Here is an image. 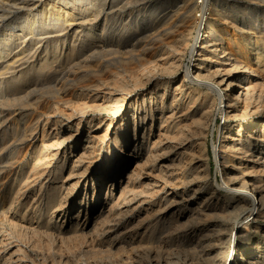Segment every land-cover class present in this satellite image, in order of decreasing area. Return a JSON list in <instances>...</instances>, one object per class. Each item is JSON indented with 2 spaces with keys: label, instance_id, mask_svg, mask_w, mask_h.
<instances>
[{
  "label": "bare ground",
  "instance_id": "6f19581e",
  "mask_svg": "<svg viewBox=\"0 0 264 264\" xmlns=\"http://www.w3.org/2000/svg\"><path fill=\"white\" fill-rule=\"evenodd\" d=\"M85 1L86 0H39V3H41V8L37 10L36 0H0V97L6 96L5 91L8 87L5 88V86L7 83H9V81H6L7 74L12 73V76L14 75L16 81L22 82V84L20 83V85L16 87L17 92H15L17 95L19 94L18 97L25 100L34 98L35 106H32H40V108L42 109L43 106L41 104L44 102L40 104V101L42 99V96L38 95V91L40 89L42 90L43 88H46V91H55L57 94L65 93L67 89L66 85L68 79H71L69 78L70 73L72 74V72H74L75 70H79V68L83 66L87 65L88 67L89 62L93 61L97 57L100 59L103 56L102 64L100 63V67L96 69V71L102 73L105 72V69L103 70V68L108 67V65L106 64L110 62V60L118 58L114 55L115 51L110 48L111 46L115 45V41H109L105 39V35L104 37H102L101 35L98 36L100 37V40L97 41L95 40L96 36H92L91 41L89 40L87 42L78 39L79 37L77 38L78 35L80 37L91 35V31L86 32V30H83L82 32H79L78 30H74L72 26L77 24L76 22L80 18L82 19V22H85L88 19V16H86V11H88L89 9L91 10L97 4L103 5L105 2V0H90V2ZM253 1L264 3V0ZM258 6L253 8V10H257L260 13L264 12V5H261L259 7ZM225 7L228 6L225 5ZM14 10H17L19 12L24 11V14L26 13V15L22 17V21L19 23V25L17 24L18 26L16 28L18 29H12L8 27L6 29L3 26L4 24H2L3 20L8 15L12 14ZM28 10H30L31 12ZM76 10L78 12H76ZM95 14L96 13H94L93 15ZM78 16H80V18H78ZM224 18L227 19L229 17L225 14ZM260 22V25L252 27L250 26V28H248V34L246 35L247 37L244 38V42L246 43V45H248V47L250 46L249 49L251 55H246L245 58L242 57L244 51L239 42H234V45H231L227 42L225 43V38L222 35L223 31L221 30V28L216 29V25L212 21L205 23L202 26V30L200 32L198 31L195 45L192 44L190 63L189 65H187L185 78L192 82L198 83L201 86H206L210 91V93H204L201 103L202 107H204L203 109L209 108V106L207 105L211 104V93L220 97L221 104H219V109L220 111H222L225 118H231L233 116H236L237 114L243 113L239 105L240 102H242V104L249 103L251 102V100L264 102V18ZM240 25L242 26L241 28L247 27V23H244L243 20ZM143 27L144 26H141L140 24L136 26L137 32H155V38L162 43V55H165V58L160 57V60L157 59L155 61H151V58H146L145 53L137 52H126L125 54L127 55L120 58L128 61L135 60L139 62L140 66L139 69L137 68L138 73L135 76L136 81H143L141 78H148L149 76H151L154 80L155 85H159V78L155 75V72L160 70L162 72L164 70L172 76L176 75L182 63V57L184 56L187 48L188 36L191 34V29L193 26L191 24L183 25V27H181L179 30H176L175 23L169 22L168 19H165L164 17L159 21L155 20L154 22L150 23V26L147 30L143 29ZM238 29L239 28H237V30ZM71 35H73L72 39L77 38V40H75L76 43L73 47H76V50L74 49L75 51L73 50L68 52H61L60 47L63 43L65 44L67 42L68 38H70ZM236 35V33H233L231 35L235 39L233 41H236ZM19 40L20 42L17 47H14L15 44L14 46H10L12 42L16 43V41ZM40 43H43L44 45L42 48L37 46ZM138 44H132L130 43V40L124 41L123 43L124 46H135ZM150 44H153V42ZM136 48L137 47H135V49ZM105 56H107V58H105ZM208 62H213L215 68L212 69V66L209 65ZM256 72H260L259 76H257L256 82L258 86H255V84H253V80H251L253 77L251 75ZM12 80L10 82H12ZM105 81L107 82V80H104L100 77L97 83L95 82V84H91L94 83L93 81L91 83H87H90L88 85V87H90L89 89L95 87L98 89H103L102 86L107 85ZM5 82L6 84L4 86L3 83ZM167 87L168 85L165 86V88ZM182 87V83H179L178 85H176V87H174V93L172 92L173 99L170 101V107H167V109L164 110L167 105L165 102L161 104V111L159 114V128L161 130L169 128L173 129L175 127L174 117L178 113L177 107L179 103L177 101L179 100L181 95V91L177 90L181 89ZM8 90L10 89L8 88ZM176 92H178L179 94H176ZM128 94H126V96H121V101L118 99V102H123V104L127 103L128 99H130L127 96ZM165 94L166 92H163L161 94V100L165 98ZM96 98H99V96H96ZM102 99V104L96 105L94 103L90 104L88 102L87 104H85V102L84 107H87L89 109H104L108 111L110 110L109 108L115 104H113L112 93H109V95H104ZM32 102H30V104ZM58 103L56 105H58ZM132 108L134 118L133 122L136 123L134 129V138H132V146L129 150H127V147L131 143V136H129V133L127 131H123V129L128 126V124H126L125 122V124L119 127V130L117 132L118 135L121 134L122 131L124 133L122 134L124 135V137L121 139V150L119 151V153L111 152V154L107 155L106 158L108 160V179L106 180H108L107 182L109 183L111 181L110 179L115 175L117 178L115 179L114 185L118 186L123 185V175L126 170V168L124 167L125 165L128 166V164H126L125 162L129 161V158L132 155V149L134 148V151L140 150L141 152H144L145 150L149 149L151 143L150 135L153 130L154 124L152 123L149 126L145 125V123L147 121V117L149 116H152L153 119L151 120H154L152 107H142V103H140L139 101H135L134 104H132ZM53 111L54 110L47 111L46 109L40 110L38 116L36 114V117L34 116L33 118H36L35 124L37 126L43 122L44 127L42 129L43 139L41 141V150L40 152H37L31 156V160H35V162L29 171H25V169L29 166L30 162H28L26 166L22 165L20 163L21 158L19 157L18 153L20 151V145H23L29 139V137L34 136L32 132H34L36 128L32 130V135H30L29 128L27 126L25 128H22V126H18L17 124L19 122L16 124L17 126H12V129L3 127L4 124H0V173L4 168H6V166H9L8 168H10L13 165V167L16 168L18 164L20 165V169H15L17 171L13 172V174L10 172L11 176L8 178L9 181L7 180L10 184L6 183L7 186L9 185L10 187L7 196L9 207L3 211L2 216H4L7 221L8 217L14 215L16 220L12 221V218L9 219L12 222L9 221L10 224L8 226H10V230H8L7 233L5 231L6 228L4 229V226L3 228L1 227L2 225L0 226V264H38L36 263V259L32 254L38 253V249L42 247V244L39 243V240L41 241V239H46L42 241H46V244H52L53 246H51L54 249L57 246L55 242L62 243L63 241H65L66 243V239L70 238L69 235L67 236V234H71V236L73 235L74 239L88 236L86 235V231L91 226L92 218L88 221L81 218V213L83 212L82 208L84 206L83 201L79 203L77 214L71 220L72 225L70 227L68 226V228H64V226L65 222L67 221L66 215L70 212L71 208L76 206L75 203L71 200V195L74 188L72 186H69V180L75 173H77L76 170L78 169V167L84 165V163L86 162L85 160H87V158H89L95 152L94 150L97 141L94 140L91 135H88L86 142L87 145H84V147L82 148V152L77 156V159L70 160L71 162L69 164L67 173H63L60 175L58 174L60 172H57L55 174L54 170L50 169L49 176H54L46 182H41V178L44 177L47 169L49 168L48 165H50L51 162L49 161L50 158L52 156L56 157L59 154L61 145L65 143V140H61L59 137L61 132V124L58 121H54L56 127L54 128V131H49L47 129V125L52 122L50 119L52 117V113H55V111ZM85 111L86 108L82 110V112ZM200 111L201 109H198V113H200ZM112 112H116V110H113ZM209 113L210 110H205L203 111L202 115L210 116ZM137 120L140 121L139 124H142L143 132L146 133L142 136L138 135ZM1 121V123L5 122V120ZM32 122L33 120L31 121V123ZM26 123H29V120ZM32 125L35 126L34 124ZM243 129L244 128L239 129L235 137L228 138V136H226L228 127H222L220 131L219 141L213 147L216 155V161L218 167L222 172L223 179V184L219 187L216 186L217 188H215L216 190L221 188L227 189L230 192V197L235 200H233V202L229 205V202L222 203L223 200H221L219 196L217 198V194L213 186H208V191H210L212 196L215 195L216 197L214 198L215 200H217V206L215 207H212V205L210 204V199H207V197L205 199V195H201L200 193L194 194V196L190 197L187 200L183 199L184 202L190 201L186 205L189 207L187 210H190L192 214L195 212L199 213L202 210L212 209L215 211L216 216L221 217L222 212H224L223 210H225L226 206L230 207V209L232 208L233 211L231 210V213H235V215L234 213H232L235 218L231 217V219L233 218L236 220L234 221L235 223H233L231 234H229V232L224 233L223 235H217V244L213 246L211 245L207 249L205 248L201 251L202 255L205 257L207 256L208 259V262L205 260L206 263L204 264H264V250H262L260 242L256 243V248L254 247V245H252L251 247H244L242 244V238L248 235V233H246V222L251 218L257 217L258 214L264 213V122L256 127V129L246 127L247 131L245 130L244 132H242ZM254 137H258V140L261 141L262 145L261 143H257L254 147L256 148V150L247 154L248 151L245 149V146H248V144H253L252 138ZM46 139L53 140V142L50 143L51 145L48 144V140ZM188 144H192L189 138H184L179 143V151L177 152V160L179 166H183L184 164L182 149L187 147ZM194 145L195 144L193 142L192 146ZM54 146H57V151L55 153H52ZM241 153H245L248 158L242 159L240 156ZM67 160L68 158L65 154L62 164H60V167L58 168L59 170H64ZM121 167H123L122 171ZM85 168V170H87L88 167L86 166ZM176 168L177 167L170 169L166 168L164 169V171L163 169H161V178L164 181L173 179L177 181L179 172H177ZM197 168L198 167L191 168L189 174H193L195 171H197ZM38 178L41 180L38 181ZM163 188H165V186H163ZM30 189H32L34 192L37 191V194L33 195L35 198H33L32 195L31 197L27 196V193ZM97 190H94L95 192L93 196V203H91L92 205H89L90 200L89 202L86 201L88 203L86 205L85 212L87 214L89 209L92 212L101 209L99 210L100 212L97 216L98 219L95 218L96 220H94V224L92 223L93 227L92 229L90 228L92 230L90 232L91 236L93 234H95V237L96 235L100 236L99 243L97 244L100 246H97V248L96 245H94L92 246V248H90L91 246L89 245V248L86 249V251H82L83 253L81 252L85 255L86 258L88 257L89 259H91V261L88 259V262L85 264H177L176 261H172L171 258H165L164 256L166 255H162L163 244H167V242L174 238L171 232H169L170 227L173 225V221L171 225V221L167 218L163 220L158 219L156 223L148 226L145 230L142 231V233H140V231L133 232L132 235L123 238L124 242H126L129 246L128 250L124 251V254L117 253L116 255H114L115 253L113 254L112 245H114L113 243L117 242V239L111 240V233H113V231L120 230L123 225L126 212L120 211L121 209H118L117 211L120 203L113 202V191L110 193H104L103 197L100 196L98 199H96ZM122 190H124L125 193H131L130 195L132 197L128 199L129 203L131 204V202L135 200L137 192L135 191L136 189L130 179H128L125 186L122 187ZM147 192V190L141 191V193H144V195H147L145 194ZM173 193L174 190L166 189L165 196L163 198H170ZM25 195L27 196L26 198ZM36 195L39 196L38 199H36ZM111 201L112 204L109 205L108 203H110ZM221 203V206H223L222 208H220L219 206ZM107 204L108 206H110L108 207L110 208L108 210L105 209ZM192 204H197V206L193 208ZM14 206H20L18 211L14 209ZM0 207H2V205ZM36 212L39 214L38 216L33 215ZM225 213H223V215ZM243 217L246 218V221H241V218ZM2 221L0 223H2ZM75 236H77V238ZM91 236L90 238L94 240V236L93 238ZM14 237H18L19 240L25 243H20L19 245L18 241V243L14 241V239H16ZM85 240L87 241V239ZM28 241L29 243L31 241H38L37 244L39 243L41 245L38 247L36 253H32V247L30 249L27 243ZM227 241L230 242L231 248L226 254ZM44 242L43 245L46 251H48L49 249L46 248L47 245L45 246ZM32 244L33 243H31L30 245L32 246ZM107 244L108 248H104L103 246ZM109 244L111 247L109 246ZM58 245H60L61 247V244ZM58 249L59 248H57V251L59 253ZM46 251L44 250L45 253ZM55 251L47 253L48 255L43 253L38 254L37 256L41 255L39 257L42 258L43 262H41L43 264H68L70 257L64 255L62 252L61 254H59V256H57V258H55V256H52L56 255L57 251ZM214 252H218L217 255L215 257H210V255H212ZM16 254H22V257L27 259L26 262H22L21 257L14 256ZM37 256L35 255L36 258ZM99 257H101L102 259H99ZM75 264H80L79 260ZM184 264L193 263L184 262Z\"/></svg>",
  "mask_w": 264,
  "mask_h": 264
},
{
  "label": "rangeland",
  "instance_id": "374dc122",
  "mask_svg": "<svg viewBox=\"0 0 264 264\" xmlns=\"http://www.w3.org/2000/svg\"><path fill=\"white\" fill-rule=\"evenodd\" d=\"M36 1V8L38 10L41 8V3H39V0ZM85 2H90V0H86ZM225 5H227L228 7H225ZM258 5L261 6L264 5V3H259L253 0H105L103 5L97 4L91 10L89 9L88 11H86V16H88V19L85 22H82V19L80 18V16H78V18L80 19L76 22L77 24L72 26L74 30H78L79 32H82L83 30H86V32L91 31V35H85L86 38L85 36H77V38L79 37L78 39H81L84 42H87L89 40L91 41L92 36H96V41L100 40V37H98L100 35L102 37H104L105 35L104 38L109 41H115V45L111 46L110 48L115 51L114 55L118 58L110 60V62L106 64L108 65V67L103 68V70L105 69V72H102L103 74L96 71V69L100 67V63L102 64V56V58L100 59L97 57L93 61L89 62L88 67L86 65L83 66L84 68L81 67L79 68V70H75L74 72H72V74L70 73L69 78L71 79H68L66 85L67 89L65 93L57 94L55 91H46V88H43L42 90L40 89L38 91V95L42 96L40 104L44 102L41 104L44 109L43 107L41 109L40 106L34 107V98H30L28 100L20 99L18 97L19 94H16V87L20 85V83L22 84V82L16 81L14 75L12 76V73L7 74L8 80L6 79V81H9V83L6 84L5 82L3 84L4 86L6 84L5 88L8 87L10 90H8L7 88L5 91L6 96L0 97V124H4L3 127L9 129H12V126L17 125L20 127L22 126V128H25L27 126L29 128L30 135H32L33 133L34 136L29 137V139L23 145H20L21 147H19L20 151L18 154L21 158H19L21 160L20 163L26 166V164L30 162L25 171H29L33 166L35 160H31V156L37 152H40L41 141L43 139V122L39 124L38 127L35 124L36 118L33 119L34 116L36 117V114L38 116L40 110H54L55 113H52V117L50 119L52 122L47 125V129L49 131L55 130L54 128L56 127L54 121H58L61 124V132L59 137L61 140L64 139L65 143L61 145L59 154L56 157L52 156L50 158L49 161L51 162L50 165H48L49 168L47 169L46 174L41 178L42 180L38 178V181L41 180V182H46L47 180H50L54 176H49L50 169L54 170L55 174L57 172H60L58 173L60 175L63 173L66 174L71 162L70 160L77 159V156L81 154L84 145H87L86 142L88 135H91L93 139L97 141L94 150L95 152L89 158H87V160H85L86 162L84 163V165L78 167V169L76 170L77 173H75L69 180V186H72L74 188L71 195V200L75 203L76 206L71 208L70 212L66 215L67 221L65 222L64 228H68V226L70 227L72 225L71 220L77 214L79 203L82 201L84 202L83 205L85 207L83 206L82 208L83 212L81 213V218L85 219L86 221H88L89 219L91 220L92 218V223L94 224V220L98 219L97 216L99 215V210L101 209H98V211L95 212H92L89 209L87 214L85 212L86 205L89 200V205H92L91 203H93V196L95 192L94 190L98 189L96 199H98L100 196L103 197L104 193H110L113 191V202L120 203L117 211L118 209H121L120 211L126 212L124 222L120 230H116L111 233V240L117 239V242L113 243L114 245H112L113 254L115 253L114 255H116L117 253L124 254V251L128 250L129 246L126 242H124L123 238L132 235L133 232L140 231V233H142V231L145 230L148 226L156 223L158 219L163 220L167 218L171 221V225L173 221V225L171 227L169 226V232H171L174 238L167 242V244H163L162 255H166L164 256L165 258H171L172 261H176L177 264H184V262L193 264L206 263V261L208 260L207 256H203L201 251L205 248L207 249L211 245H216L217 235H223L224 233L229 232V234H231L233 223H235L234 221H236L233 218L232 220L231 217L235 218V213L232 212L234 213L233 215L231 213L232 208L230 209V207L225 205L226 207L225 210H223L224 212H222L221 217L216 216L215 211L212 209L202 210L199 213L195 212L196 214H192L190 210H187L189 207L186 205L190 201L184 202L183 199L187 200L190 197L194 196V194L200 193L201 195H205V199L207 197V199L211 200L210 204L212 205V207L217 206V200L214 199L216 198L215 195L212 196V194L208 190L211 186L215 188L216 186L219 187L223 184V179L220 177V172L217 169L215 157L216 155L213 148L214 145L219 141L221 128L228 127V132H226V136H228V138L235 137L237 132L241 128H244L242 132L246 130V127L256 129V127L264 122V102L256 100H251V102L246 104H242V102H240L239 105L243 113L241 112L242 114H237L236 116H233L231 118H225L224 114L219 109L221 99L218 95H214L211 93L210 98L212 99V101H214L212 102L210 100L211 104L207 105L209 106V108L203 109L204 107H202L201 103L204 93H210V91L206 86H201L198 83L192 82L185 78V72L187 70V65H189L190 63L192 44L195 45L198 35L197 33L198 31L200 32L202 30V26L209 21H212L216 25V29L221 28V30L223 31L222 35L225 38V43L227 42L231 45H234V42H239L244 51V53L242 54L243 58H245L246 55H251L249 49L250 46L248 47V45H246V43L244 42V38L247 37L246 35L248 34V28H250V26L252 27L260 25V21L264 18V12L260 13L257 10H253V8L257 7ZM76 12L78 11L76 10ZM94 13L96 14L93 15ZM225 14L229 18L225 19ZM24 15H26V13L24 14V11L19 12L17 10H14L12 14L5 17L6 20H3L2 24H4V28L7 29L8 27L12 29H18L16 27L22 21V17ZM164 17L165 19L167 18L169 22L175 23L176 30H179L181 27H183V25L191 24L193 26L191 29V34L188 36L187 48L184 56L182 57V63L175 75L176 78L174 75L172 76L162 69V72L161 70L155 72V75L159 78V85H155L154 80L151 76H149L148 78H141L143 81H136L135 76L138 73L137 68L139 69V62L135 60H124L120 57L126 56V52H137L145 53L146 58H151V61H155L157 59L160 60V57L165 58V55H162V43L155 38V32L153 33V31H151L147 33H141L139 31L137 32L136 29V26L140 24L141 26H144L143 29L147 30L150 26V23L154 22L155 20L159 21ZM242 20L244 23H247L246 28H241L242 26L240 24L242 23ZM237 28L239 29L237 30ZM233 33L237 34L236 41H233L235 39L231 36ZM73 35L68 38L65 44H62V46L60 47L61 52L73 51L74 49L76 50V47H73L76 43L75 40H77V38L72 39ZM129 40L132 44H139L135 46H124V41ZM19 42L20 40L16 41V43L12 42L10 46H14L15 44L14 47H17ZM152 42L153 44H150ZM37 46L42 48L44 45L43 43H40ZM135 47H137V50L135 49ZM105 58H107V56H105ZM208 64L212 66V69L215 68L213 62H208ZM259 74L260 72H256L251 75L253 76L251 80H253V84H255V86H258L256 82L257 76H259ZM72 77H74L75 79ZM100 77L104 80H107V82L105 81L107 85L102 86L103 89H98L96 87L89 89L90 87H88V85L92 81L94 83L91 84H95V82L97 83ZM11 80L12 82H10ZM179 83H182L183 87L177 90L181 91V95L179 100L177 101L179 104L177 107L178 113L174 117L175 127L173 129L169 128L161 130L159 128V114L161 111V104H163L164 102L166 103L167 106L166 108H164V110H166L167 107H170V101L173 99L174 87H176V85H178ZM9 85L11 86V88ZM166 85H168L167 88H165ZM163 92H166V94L164 96L165 98L161 100V94ZM109 93H112L113 104L115 103L109 108L110 110L107 111L104 109H89L87 107H84L85 102V104H87V102L90 104L94 103L96 105L102 104V97L104 95H109ZM126 94H128L127 96L130 98L128 99L127 103L123 104V102H118V99L120 100L121 96H126ZM176 94L179 93L176 92ZM96 96H99V98H96ZM29 100L30 102H33L30 104ZM115 101L118 103H116ZM135 101H139L140 103H142V107H152L154 120H151L153 118L152 116H149L147 117V121L145 123V125L149 126L152 123L154 124L153 130L150 135L151 143L149 149L145 150L144 152H141L140 150L134 151V148L132 149V155L130 156L129 161L125 162L126 164H128V166L125 165L124 167L126 168V170L123 175V185L118 186L114 185L115 179L117 178L115 175L110 179L111 181L109 183L107 182L108 180H106L108 179V160L106 158L107 155L111 154V152L119 153V151L121 150V139L124 137V135H122L124 134L123 131H127L129 133V136H131V143L127 147V150H129L132 146V138H134V129L136 124L135 122H133L134 118L132 112V104H134ZM57 103L58 105H56ZM83 107L86 108L85 112H82V110H84ZM198 109H201L200 113H198ZM113 110H116V112H112ZM205 110H210V116L202 115L203 111ZM1 120H5V122L1 123ZM28 120L29 123H26L28 122ZM32 120L33 122L31 123ZM125 122L126 124H128V126H126L123 129L122 133L118 135L117 132L119 130V127L125 124ZM139 122L140 121L137 120L138 135L142 136L146 133L143 132V126L142 124H139ZM32 124H34L35 126H33ZM34 128H36V132H32ZM184 138H189L192 144L194 142L195 145L192 146V144H188L187 147L182 149V157H184L185 165L183 164V166H179L177 160V152L179 151V143ZM252 141L253 144H248V146H245V149L248 151V153L246 152L247 154L255 151L256 148L254 147L256 146V144L261 143V141L258 140V137L252 138ZM47 142L49 145H51L50 143L53 142V140L49 139ZM56 151L57 146H54L52 153H55ZM65 154L68 158L66 166L64 167V170H59L58 168L60 167V164H62ZM240 156L242 159L248 158L245 153H241ZM86 166L88 167L87 170H85ZM8 167L9 166H6V168H4L0 173V206L2 205V207H0V220H3L2 223H0V226L2 225V228L3 226L4 229L6 228V233L8 232V230H10V226H8L10 224L9 219L12 218V221L16 220L14 215L8 217L7 221L6 218L2 216L3 211L9 207L7 196L10 187L9 185L7 186V184L10 183L8 182V178L11 176V173L13 174V172L20 169V165L18 164L16 168L13 167V165L10 168ZM174 167H177V172H179L178 180L176 181L175 179H173L164 181L161 178L160 170L163 169L164 171V169L166 168L170 169ZM194 167L200 168H197V171H195L193 174H189L190 169ZM122 170L123 167H121V171ZM128 179L132 181V184L136 189L135 191L137 192V195L135 196L136 198L133 202H131V204L128 200L130 197H132L130 195L131 193H125L124 190H122V187L125 186ZM163 186H165L166 189L174 190V193L170 198H163L165 196L166 190L165 188H163ZM216 188L214 190L216 191L217 198L219 196V198L223 200L222 203L229 202V205L233 202V200H235L230 197V192L227 189L221 188L216 190ZM30 190L27 193L28 197L37 194V191L34 192L32 189ZM146 190L148 191L147 193H145L147 195L141 193V191ZM27 196L25 195V198ZM38 197L39 196L36 195V199H38ZM33 198L35 197L33 196ZM222 203L219 205L220 208L223 207L221 206ZM108 204L111 205L112 201ZM108 204L105 207L106 210L110 209L108 208L110 207L108 206ZM195 206H197V204H192L193 208ZM19 208L20 206H14V209L16 211H18ZM225 212L227 213V215ZM223 213L225 214L223 215ZM33 215L38 216L39 214L36 212ZM242 220L246 221V218L243 217L241 218V221ZM92 223L86 231V235H88L89 237H79V240L77 236H75L77 239H74L73 235L71 236V234H67V236L69 235L70 238L66 239V243L65 241H63L64 243L61 241L63 244L60 242H55L57 246L54 249L57 251V248H59V253L58 251L56 252L53 249L52 244H46V241H42L46 239H41V241L39 240V243L42 244V247H40L41 249H38V247L41 246L39 243L37 244L38 241H31L30 243L28 241L27 243L30 249L32 247V253H36L38 249V253H31L32 255H34L33 257L36 259V263L43 264L42 258L39 257L41 255L37 256L38 254L44 253L48 255L47 253H50L52 251L56 252V255H52L55 256V258H57V256H59V254H61L62 252L64 255L70 257L68 264H75L76 262H78V260L80 264L87 263V260L89 258H86L85 255L82 254V251H86V249L89 248V245L91 246L90 248H92V246L94 245H96V247L100 246L97 245L99 243L100 236L96 235L95 237V234H93L92 236L90 234L93 227ZM246 228V233H248V235L242 238L243 246L251 247L252 245H254V247L256 248V243L260 242L262 250H264V213H260L257 217L249 219L246 222ZM90 236L92 238L94 236L95 241L91 239ZM14 238H16L14 239V241H18L19 245L20 243H25L19 240L18 237ZM85 239H87V241ZM85 241L87 244L85 243ZM43 242L45 243V246L47 245L46 248L49 249L48 251L51 250L50 252L46 251ZM31 243H33L34 245L32 244L31 246ZM58 244H61V247ZM226 244L227 254L231 248V244L228 241ZM35 245L37 248L35 247ZM107 246L108 244L104 245L103 247L105 248ZM33 248L35 249V251ZM44 250L46 251V253L44 252ZM217 253L218 252H214L212 255H210V257H215ZM35 255L37 256V258L35 257ZM14 256L21 257L22 262H26L27 260L26 258L22 257V254H16ZM100 258L101 257H99V259ZM89 260L91 261V259Z\"/></svg>",
  "mask_w": 264,
  "mask_h": 264
},
{
  "label": "built area",
  "instance_id": "2783aa9c",
  "mask_svg": "<svg viewBox=\"0 0 264 264\" xmlns=\"http://www.w3.org/2000/svg\"><path fill=\"white\" fill-rule=\"evenodd\" d=\"M216 163H217V161H216ZM217 169L219 170V172H220V177L222 178V172H221L220 168L218 167V164H217Z\"/></svg>",
  "mask_w": 264,
  "mask_h": 264
}]
</instances>
